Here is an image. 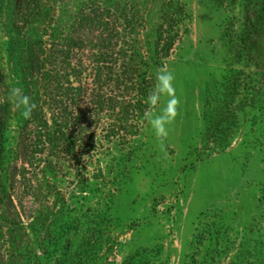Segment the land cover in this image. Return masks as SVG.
<instances>
[{
	"label": "rangeland",
	"instance_id": "rangeland-1",
	"mask_svg": "<svg viewBox=\"0 0 264 264\" xmlns=\"http://www.w3.org/2000/svg\"><path fill=\"white\" fill-rule=\"evenodd\" d=\"M0 73V264H264V0H0Z\"/></svg>",
	"mask_w": 264,
	"mask_h": 264
},
{
	"label": "clouds",
	"instance_id": "clouds-1",
	"mask_svg": "<svg viewBox=\"0 0 264 264\" xmlns=\"http://www.w3.org/2000/svg\"><path fill=\"white\" fill-rule=\"evenodd\" d=\"M156 80L157 84L148 96L150 106L155 107L163 95H167L169 99L167 100V106L160 115L153 116L145 113V119L151 125L157 139L162 142L163 139L168 136V129L166 126L171 124L179 114L177 111L179 99L174 95V77L171 73H166L161 70V72L157 74ZM8 96L9 102L13 104L24 120L32 119L33 113L37 109V104L32 97L27 95L19 86L11 88Z\"/></svg>",
	"mask_w": 264,
	"mask_h": 264
},
{
	"label": "trees",
	"instance_id": "trees-1",
	"mask_svg": "<svg viewBox=\"0 0 264 264\" xmlns=\"http://www.w3.org/2000/svg\"><path fill=\"white\" fill-rule=\"evenodd\" d=\"M27 49L29 50V53H30V55H31V53L32 54H34V49H33V46H31V45H28V47H27ZM104 51H106V48L104 49ZM110 52V51H109ZM104 57H105V55L104 54H101L100 56H98V60H97V62H99V63H103V61H104ZM31 59L34 61H32L31 60V62H32V64H35V65H37L36 64V62H35V60H34V58L33 57H31ZM133 66V65H132ZM128 69V68H127ZM126 69V70H127ZM137 74H139V76H136ZM126 76V79L124 80V82H128V83H130V82H137L138 80H135L134 79V77H137V79L139 78V79H141L142 77V74H140V72H137V70L133 67V69H129L128 71H127V73L125 74ZM3 75L0 73V78L2 77ZM48 77H50V75L48 76ZM101 77V76H100ZM99 77V80L101 79ZM102 87H103V85H101ZM136 86H137V88L139 89V93H140V95H142V97L143 96H146V93H147V89H148V85L146 86V84L144 83V80L142 79V82H140L139 81V83H137L136 84ZM100 90V89H99ZM114 99L113 98H111V99H108L106 102L105 101H102V102H105L106 104H107V102L108 103H110V102H112ZM101 101H99V102H97V103H99V105L100 106H104V104L101 102ZM123 106H126L127 104L126 103H124V104H122ZM128 105H130V103L128 104ZM1 135V134H0Z\"/></svg>",
	"mask_w": 264,
	"mask_h": 264
}]
</instances>
